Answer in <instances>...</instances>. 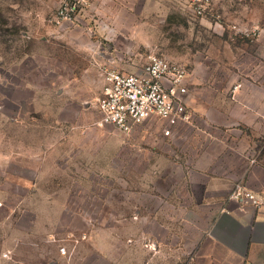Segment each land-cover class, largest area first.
I'll return each instance as SVG.
<instances>
[{"label": "rangeland", "instance_id": "rangeland-1", "mask_svg": "<svg viewBox=\"0 0 264 264\" xmlns=\"http://www.w3.org/2000/svg\"><path fill=\"white\" fill-rule=\"evenodd\" d=\"M63 1L0 0V264H141V249L194 264L216 208L193 198L166 123L98 125L95 59L131 55L134 70L163 55L195 74L191 91L234 99L264 0H210L203 15L192 0H91L59 28Z\"/></svg>", "mask_w": 264, "mask_h": 264}, {"label": "crops", "instance_id": "crops-1", "mask_svg": "<svg viewBox=\"0 0 264 264\" xmlns=\"http://www.w3.org/2000/svg\"><path fill=\"white\" fill-rule=\"evenodd\" d=\"M95 60L102 74L104 61ZM119 68L138 70L126 63ZM252 71V78L239 76L241 86L233 92L234 99L223 87L190 90L186 100L192 121L178 124L172 133L188 166L182 173L188 175L193 198L216 208L194 264H264V207H242L229 198L238 182L264 192V29L253 48ZM196 81L190 73L189 87ZM201 98L204 101H198ZM140 252L141 264H150L148 252Z\"/></svg>", "mask_w": 264, "mask_h": 264}, {"label": "built area", "instance_id": "built-area-1", "mask_svg": "<svg viewBox=\"0 0 264 264\" xmlns=\"http://www.w3.org/2000/svg\"><path fill=\"white\" fill-rule=\"evenodd\" d=\"M91 0H64L51 17L59 28L75 24L88 10ZM194 13L203 15L210 0H192ZM101 64L104 85L96 102L99 126H113L130 134L137 126L150 120L166 123L165 135H172L180 123H190L192 113L186 100L190 92V71L186 65L169 60L163 55L151 54L135 72L119 68L128 64L131 55L114 53L105 56ZM229 198L242 207H264V192L256 193L243 183H236ZM61 254H67L61 247Z\"/></svg>", "mask_w": 264, "mask_h": 264}]
</instances>
